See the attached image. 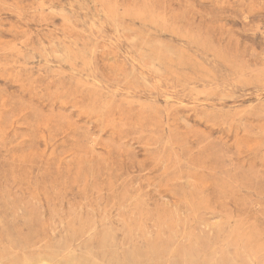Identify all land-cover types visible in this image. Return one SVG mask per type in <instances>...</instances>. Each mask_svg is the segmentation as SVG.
<instances>
[{
	"label": "rangeland",
	"instance_id": "obj_1",
	"mask_svg": "<svg viewBox=\"0 0 264 264\" xmlns=\"http://www.w3.org/2000/svg\"><path fill=\"white\" fill-rule=\"evenodd\" d=\"M0 264H264V0H0Z\"/></svg>",
	"mask_w": 264,
	"mask_h": 264
}]
</instances>
